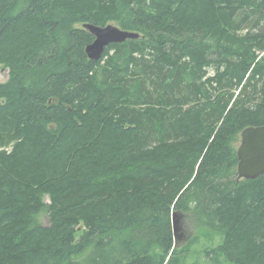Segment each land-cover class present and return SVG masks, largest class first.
<instances>
[{
  "label": "trees",
  "instance_id": "1",
  "mask_svg": "<svg viewBox=\"0 0 264 264\" xmlns=\"http://www.w3.org/2000/svg\"><path fill=\"white\" fill-rule=\"evenodd\" d=\"M87 23L140 38L90 61ZM1 70L0 264H182L174 213L264 264V0H0Z\"/></svg>",
  "mask_w": 264,
  "mask_h": 264
},
{
  "label": "water",
  "instance_id": "2",
  "mask_svg": "<svg viewBox=\"0 0 264 264\" xmlns=\"http://www.w3.org/2000/svg\"><path fill=\"white\" fill-rule=\"evenodd\" d=\"M83 28L95 38V41L85 48L87 59L95 62L102 58L109 45L122 44L127 40L139 38L138 34L123 31L112 24L103 27L86 24ZM1 72L7 71L2 70ZM236 156L238 159L237 179L254 180L264 174V125L248 127L240 133V144L236 149ZM178 218H181V215L177 213L171 217L175 247L177 232L180 230L177 223Z\"/></svg>",
  "mask_w": 264,
  "mask_h": 264
},
{
  "label": "rangeland",
  "instance_id": "3",
  "mask_svg": "<svg viewBox=\"0 0 264 264\" xmlns=\"http://www.w3.org/2000/svg\"><path fill=\"white\" fill-rule=\"evenodd\" d=\"M114 26H117L115 23H111ZM2 71V70H1ZM0 71V72H1ZM208 72L212 75L213 70L209 69ZM7 79V72L0 73V83L5 82ZM240 144V136L238 141L233 144L235 150ZM38 222L43 225H48V215L44 212L41 213L38 217ZM177 223L179 224L180 231L177 232V236L180 234V238L176 240L177 248H181L188 244V242L193 239L192 243L189 245L188 251L182 255V264H212L210 257H207L203 252L217 247L221 238L219 235L209 236V239L204 237L202 230L197 228V224L189 217L182 216L178 218ZM220 264H229L221 259Z\"/></svg>",
  "mask_w": 264,
  "mask_h": 264
},
{
  "label": "bare ground",
  "instance_id": "4",
  "mask_svg": "<svg viewBox=\"0 0 264 264\" xmlns=\"http://www.w3.org/2000/svg\"><path fill=\"white\" fill-rule=\"evenodd\" d=\"M87 24H90V23H87ZM86 25V24H85ZM95 26V25H94ZM93 37V36H92ZM11 38V37H10ZM139 38H140V36H139ZM95 41V38L93 37V40H92V42L91 43H89L87 46H89V45H91L93 42ZM86 46V47H87ZM85 47V48H86ZM103 57V56H102ZM101 60V59H100ZM84 114V113H83ZM60 133V132H59ZM62 133V132H61ZM64 136V135H63ZM236 172H237V170H236ZM264 175V174H263ZM259 178V177H258ZM257 179V178H256ZM237 180H240V179H237ZM241 180H243V179H241ZM244 180H246V179H244ZM179 215V214H178ZM96 220V219H95ZM179 225V224H178ZM172 230H173V228H172Z\"/></svg>",
  "mask_w": 264,
  "mask_h": 264
},
{
  "label": "flooded vegetation",
  "instance_id": "5",
  "mask_svg": "<svg viewBox=\"0 0 264 264\" xmlns=\"http://www.w3.org/2000/svg\"><path fill=\"white\" fill-rule=\"evenodd\" d=\"M180 231V230H179ZM180 238V234H179V236H178V239Z\"/></svg>",
  "mask_w": 264,
  "mask_h": 264
}]
</instances>
